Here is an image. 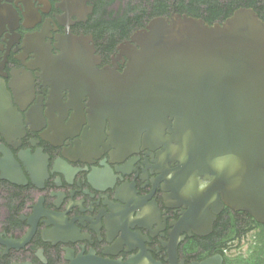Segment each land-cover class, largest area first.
Instances as JSON below:
<instances>
[{"label":"flooded vegetation","instance_id":"af4514ba","mask_svg":"<svg viewBox=\"0 0 264 264\" xmlns=\"http://www.w3.org/2000/svg\"><path fill=\"white\" fill-rule=\"evenodd\" d=\"M107 1L0 0V264H264V223L189 170L179 118L115 91L152 19ZM166 1L144 17L215 0Z\"/></svg>","mask_w":264,"mask_h":264},{"label":"water","instance_id":"95a60500","mask_svg":"<svg viewBox=\"0 0 264 264\" xmlns=\"http://www.w3.org/2000/svg\"><path fill=\"white\" fill-rule=\"evenodd\" d=\"M132 40L115 91L153 127L177 116L189 170L211 181L216 200L264 223V20L252 7L213 24L173 13Z\"/></svg>","mask_w":264,"mask_h":264},{"label":"trees","instance_id":"16d2710c","mask_svg":"<svg viewBox=\"0 0 264 264\" xmlns=\"http://www.w3.org/2000/svg\"><path fill=\"white\" fill-rule=\"evenodd\" d=\"M112 1L113 0H108L107 2L108 4H111ZM162 2L167 6V1L165 2V0H162ZM150 7H152V0H130L127 2L125 14L128 15L130 12L139 11L141 25H143L145 22L150 21V19L160 15L156 12H152L150 17H144V15L150 10ZM226 7H228V10L225 9ZM240 7L254 8L264 20V0H226L225 3L223 1L218 2L215 0L207 6L206 11L198 8L195 10L192 9L190 13L195 17H203L208 23L213 24L215 22H223ZM158 12L160 13V11Z\"/></svg>","mask_w":264,"mask_h":264},{"label":"clouds","instance_id":"9594fccd","mask_svg":"<svg viewBox=\"0 0 264 264\" xmlns=\"http://www.w3.org/2000/svg\"><path fill=\"white\" fill-rule=\"evenodd\" d=\"M206 186H207L206 183H202V184L200 185L201 189L205 188Z\"/></svg>","mask_w":264,"mask_h":264}]
</instances>
